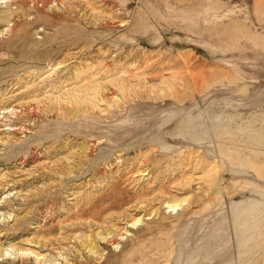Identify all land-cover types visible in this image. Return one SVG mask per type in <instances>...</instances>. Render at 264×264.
<instances>
[{"label":"rangeland","instance_id":"obj_1","mask_svg":"<svg viewBox=\"0 0 264 264\" xmlns=\"http://www.w3.org/2000/svg\"><path fill=\"white\" fill-rule=\"evenodd\" d=\"M0 264H264V0H0Z\"/></svg>","mask_w":264,"mask_h":264}]
</instances>
